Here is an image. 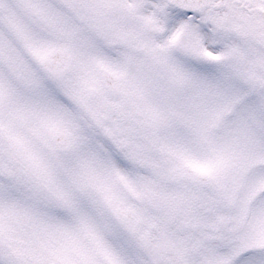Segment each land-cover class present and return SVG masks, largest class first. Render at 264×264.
<instances>
[{"label":"snow or ice","instance_id":"snow-or-ice-1","mask_svg":"<svg viewBox=\"0 0 264 264\" xmlns=\"http://www.w3.org/2000/svg\"><path fill=\"white\" fill-rule=\"evenodd\" d=\"M19 3L0 21L33 60L23 95L0 83V264H264V0ZM185 82L220 91L156 103Z\"/></svg>","mask_w":264,"mask_h":264},{"label":"rangeland","instance_id":"rangeland-1","mask_svg":"<svg viewBox=\"0 0 264 264\" xmlns=\"http://www.w3.org/2000/svg\"><path fill=\"white\" fill-rule=\"evenodd\" d=\"M65 1L72 2L75 0ZM2 5L3 8L0 10V15H2L3 12H9L13 14V18H17L21 13L25 12V9L19 3V0H2ZM63 11L67 16L72 18L70 13L66 12L64 7ZM0 25H3V28L7 30V35L0 32V40H3L0 41V44H6L10 50L9 55H0V83L8 84L18 96H21L29 87L25 79V70L28 63L31 62V59L23 58L24 56L21 54L26 53V51H20L18 48L22 45L20 42H24V39L21 37L18 40L10 35L15 29H12L7 24L6 20L0 21ZM109 47L111 48L112 53L118 57L119 45H110ZM205 79L220 80L222 82V89L230 86V83L225 80L222 75ZM219 91V89H208L204 85L195 82H185L181 84L158 83L154 89V97L156 103L162 107L175 108L179 111H188L191 110L193 105L197 102L201 105H211L215 102ZM69 99H71V97H69ZM258 104L259 100L254 101L253 104L249 106L250 110L255 108ZM73 106L74 108L78 107L75 104ZM232 116L233 111L230 108L225 112V118L231 119Z\"/></svg>","mask_w":264,"mask_h":264},{"label":"flooded vegetation","instance_id":"flooded-vegetation-1","mask_svg":"<svg viewBox=\"0 0 264 264\" xmlns=\"http://www.w3.org/2000/svg\"><path fill=\"white\" fill-rule=\"evenodd\" d=\"M60 2L62 3V5H63L64 9L66 10V12L70 13L72 18L75 19L76 17H75L74 9L72 7H70L69 5L72 4V3L81 2V0H75V1H72V2H68V1H65V0H60ZM10 35H12V37L14 36L15 39H18V40L21 38V36H20V34H19V32L17 30H13L12 33H10ZM20 44H22V45L20 47H18L19 49L22 47L24 50H26L28 53H30L28 51V49L25 47V43L24 42H20Z\"/></svg>","mask_w":264,"mask_h":264}]
</instances>
